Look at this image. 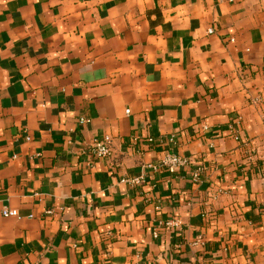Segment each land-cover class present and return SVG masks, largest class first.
<instances>
[{"label": "crops", "instance_id": "crops-1", "mask_svg": "<svg viewBox=\"0 0 264 264\" xmlns=\"http://www.w3.org/2000/svg\"><path fill=\"white\" fill-rule=\"evenodd\" d=\"M0 264H264V0H0Z\"/></svg>", "mask_w": 264, "mask_h": 264}, {"label": "built area", "instance_id": "built-area-1", "mask_svg": "<svg viewBox=\"0 0 264 264\" xmlns=\"http://www.w3.org/2000/svg\"><path fill=\"white\" fill-rule=\"evenodd\" d=\"M209 32H210V34L214 33L213 29H211ZM127 113H129V110L127 111ZM89 122L90 121L88 119H86L85 117H81L79 119V123L81 125L87 124ZM204 129L207 130L208 127L205 126ZM229 132H230V135L232 137L238 139V134L235 131L233 126H231L229 128ZM27 140L30 141L31 138L28 137ZM173 140H174V137L169 139V141H171V142ZM142 142H143L142 143L143 145H153L157 141H155V139L152 137H148L147 139H145ZM163 142L164 141L161 139L159 141V144H163ZM133 144L134 145L138 144L136 139H133ZM111 145H112V138L109 136H106L103 139L95 140L89 149V155H90L91 159L108 158L111 155ZM190 164H191L190 158L176 154V153H168L161 159V161L157 165L148 164L147 167L154 169V170H165L171 174H174V173H178L182 169L189 167ZM142 180H143L142 177H137L134 179H125V180H123V182L129 183L130 185H140L142 183ZM193 181L195 183L200 181V171L199 170H197L193 173ZM47 213L49 215H53L54 211L50 210ZM2 215L5 218H12L13 217V218L21 219V217H22L18 210L11 209V208L3 209ZM160 225L165 226L167 228V230H175L176 228L180 227L181 223L179 220H174V221H169L167 223H160ZM154 236L158 237L157 232L154 233Z\"/></svg>", "mask_w": 264, "mask_h": 264}]
</instances>
